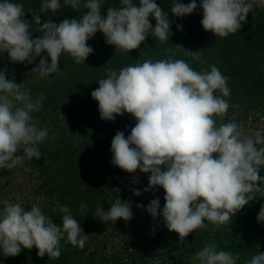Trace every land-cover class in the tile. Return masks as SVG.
<instances>
[{
    "label": "clouds",
    "instance_id": "1",
    "mask_svg": "<svg viewBox=\"0 0 264 264\" xmlns=\"http://www.w3.org/2000/svg\"><path fill=\"white\" fill-rule=\"evenodd\" d=\"M101 4L102 0H64V6L87 11L79 20L64 19L58 25L52 20L41 24L40 16L32 12L43 33L33 39L31 24L23 19V5L0 0V51L17 63L31 64L41 57L32 72L46 79L61 71L62 53H68L77 64L84 63L93 53L87 41L98 31L108 45L127 53L138 49L150 32L160 42L169 40V14L155 0H138V6L133 0H120L121 6L107 8L106 16ZM254 6L264 8V0H200L202 27L225 38L241 29ZM61 7L60 0H44L40 13H55ZM197 7L196 0L188 4L174 0L171 14L187 16ZM150 17L156 21L154 28ZM177 28L182 30L181 25ZM185 51L193 60L200 59L199 51ZM45 52L47 56L42 57ZM227 80L215 65L196 71L183 59H146L119 72L109 70L91 92L102 120L113 121L125 113L134 117L130 135L117 131L112 139L111 163L128 173L137 169L150 173L143 191L162 188L165 203L161 209L159 198L153 199L146 211L153 219L159 214L167 229L178 234L181 244L208 223L220 228L256 197H264V177L259 175L264 147H257L264 145V136L245 134L234 120L217 124L216 118L222 120L231 107L225 99L231 93ZM29 92L24 83L6 79V72L0 71V169L22 165L25 156H41L38 144L47 138L48 130L36 126L32 113L40 110L43 94L33 101ZM21 150L24 155H18ZM134 195L141 191L134 190ZM59 211L64 213L61 225L37 204L25 210L21 203L3 201L0 250L4 256H16L22 247H35L39 257L59 258L60 241L65 237L67 243L83 248L89 235L83 233L67 207L61 206ZM95 216L105 223L130 221L133 213L130 203L119 198L108 211L97 209ZM257 222H264V205ZM190 260L191 264H237L239 254L218 250L215 243L208 242ZM246 264H264V252Z\"/></svg>",
    "mask_w": 264,
    "mask_h": 264
},
{
    "label": "rangeland",
    "instance_id": "2",
    "mask_svg": "<svg viewBox=\"0 0 264 264\" xmlns=\"http://www.w3.org/2000/svg\"><path fill=\"white\" fill-rule=\"evenodd\" d=\"M43 3L44 0L22 3L25 11L23 19L31 24L29 30L33 39L43 33L40 32V25L33 21L32 12L40 16L41 24L52 20L58 25L64 19L79 20L87 11L83 7L71 10L62 6L55 13L51 11L40 13ZM101 13L104 16L107 14ZM254 17L255 15L252 16V23ZM259 21L257 19L255 22L258 30H260ZM101 35L102 33L98 31L87 41L88 46L93 49V53L84 63L77 64L68 53H62L59 62L61 71L51 74L46 79L38 78L37 74L32 72V69L39 64L41 57H36L31 64L27 61L17 63L12 62L7 53L0 51V71L6 72V79H14L17 84L24 83L25 87L30 90L29 94L33 101L43 94L42 106L38 112L32 113V116L39 129L46 128L48 130L45 141L53 151V158L57 157V162L64 161L68 153L69 145L67 143L70 141L75 144V148L78 150L69 155L73 156L76 162L79 161L78 165L73 166V169L68 168V165L64 167L61 163L53 165V174L56 175H50L49 172L46 173L34 166L31 159L26 156L22 165H17L12 169H0V209L3 208L5 200L21 203L25 210H30L33 204H37L46 216L53 219L55 224L61 225L64 213L59 209L61 206H65L69 209L72 217L80 223L83 233L89 235L83 248L67 243L66 237L61 240L59 258H51L47 255L39 257L38 249L35 247L32 249L22 247L18 255L9 257H5L0 250V264H191L190 258L197 251L202 250L208 242L215 243L218 250L230 251L233 255L239 254L237 264H246V261L251 260L259 253L258 251L251 252L247 244V241H251L249 245L252 243L253 248H257L256 236L251 239L252 233L249 230L241 232L238 229L240 224L237 223V220L243 215L256 216L261 206L264 205V197H256L248 205H245L235 217H232V220L220 228H214L211 223H208L206 228L190 233L184 238V244H181L178 234L167 229L159 214L153 219L146 211L151 200L159 197L151 195L150 191H147L142 193L143 198L141 199V195L136 196L127 188L129 183H122L123 186L117 188L119 192L108 193L106 209L109 210L111 204L120 198L121 201L130 203L133 218L130 221L118 219L115 222L110 220L104 223L95 217V220L86 224V217L83 216L89 215L91 209L89 206L84 208L82 183L76 184L78 192L71 195L67 192L69 191L68 187L62 186L65 183L62 178L64 172H67V179H69V174H73V170L77 174H82L80 171L83 162L81 150L84 146H80V144L83 142L84 136L81 132L84 122L95 121L93 113L86 114L87 110L93 112L89 110V106H93L91 109L95 111L96 119H100L98 102L90 94L99 87L98 79H96L95 73L87 72L88 67L85 63L91 56H96L94 57L96 64H100L106 59L107 52L101 51L98 45L100 42H106L105 37L99 38ZM238 51L243 54L249 52L244 57L239 56L241 72L235 66L234 70H230L231 76L235 77L236 82L239 80L246 85L241 84L239 88L241 90L234 91L236 84L229 82L231 93L225 99L228 100L231 107L222 120L216 118L217 124L234 120L245 134L255 136L256 133H260L261 136H264V46L257 44L245 52L243 49ZM41 56H47L46 52ZM144 57L148 58L147 55ZM174 58L180 59V56ZM157 59L165 58L159 56ZM200 61V65H203L204 61ZM48 63H50V58H48ZM192 68L199 70L197 67ZM105 70L109 71L110 69L107 67ZM246 80L251 82L244 83ZM88 90L89 92H87ZM235 92L237 95L234 94ZM236 96L239 98H235ZM257 147H264V145H257ZM18 155H24L23 151L21 150ZM61 155H63L62 158ZM58 170H62L61 173ZM259 175L264 177V166L261 167ZM67 182L69 181L67 180ZM97 201L99 202V199ZM102 201L100 200V202ZM137 205H143L144 208H138ZM163 206L164 204L160 203L161 209ZM92 210L94 212L93 208ZM241 227L244 226L241 225ZM259 227L261 229V226Z\"/></svg>",
    "mask_w": 264,
    "mask_h": 264
},
{
    "label": "trees",
    "instance_id": "3",
    "mask_svg": "<svg viewBox=\"0 0 264 264\" xmlns=\"http://www.w3.org/2000/svg\"><path fill=\"white\" fill-rule=\"evenodd\" d=\"M32 1L35 0H13L14 3L18 4ZM155 2L165 13L169 14L171 31L169 40L160 42L150 32L145 42L142 43L138 49L131 50L129 53L116 50L113 45H108L106 42H100L98 45L100 46L101 51L103 50L107 52L105 57L106 59L100 64H96L94 61V57L96 56L89 57L85 63L88 67L87 72L95 73V77L99 81L100 79L106 78L108 71L105 69L107 67L110 70H116L119 72V70L123 67L134 65L146 59L157 61V57L159 56L165 59L180 56V59L188 62L191 67H197V69H199L196 71H203L204 69L210 70V66L215 65L220 70L221 74L228 78L227 86H230L229 82L231 81L236 84V87L233 90H238L242 83L239 80H237V82L235 81V77L231 76L232 73L230 70H234L236 68L235 66H237L238 69L240 68L241 60L239 56H246L249 51H252H247L250 47L257 44L264 46V8L254 6L246 17V22L242 24V27L238 32L229 34L225 38H220L215 37L212 32H206L203 29L201 24L203 13L202 9L199 7L200 0H196L198 5L197 9L192 14L183 17H176L171 14V7L173 6L174 0H155ZM179 2L188 4L191 0H179ZM60 3L64 6V0H60ZM133 3H136L138 6V0H133ZM120 6V0H102L101 12L107 13V8ZM65 7L71 10H77L68 5H65ZM253 15H255V17L254 22L252 23ZM257 19L260 20L258 25L260 30L257 29L255 23ZM150 23L154 28L156 24L155 19L150 17ZM178 25L182 26V30H178ZM102 37H104L103 34L99 38ZM175 46H182L185 50L192 52L199 51L200 59L193 60L190 55L185 54L186 51L184 49L176 48ZM239 49H243L244 52H247L243 54L238 51ZM167 54H169V57H167ZM145 55H147L148 58L144 57ZM203 57L205 60H203ZM200 60L204 61L203 65H200ZM90 68L91 70H89ZM239 71L241 72V69H239ZM248 82L250 83L251 81L246 80L244 83ZM242 85L245 86L246 84ZM87 92H89V90ZM216 94L220 95L219 92ZM234 94L237 95L236 92ZM235 98L239 97L236 96ZM89 107V110L93 112H88L87 110L86 114L93 113L95 121L91 120V122L88 120L87 122H84V128L81 132L84 136V140L80 144V146H84L81 150V154L83 153V162L80 166L82 174H77L73 170V174H69V179H67V172H64L62 178L63 181H65L62 186L64 188L68 187L69 191L67 192L71 195H75L78 192L76 184L82 183V196L85 201L84 208L89 206L91 210L92 208L94 209V212L93 210L89 211L90 214L93 212L91 215L89 214L83 216L86 217V224L95 220V212L97 209L102 208L104 211H108V209H106V206L108 205V193L111 191L119 192L117 188L119 189V187L123 186L125 183H129V187L127 186V188L133 193L134 190H140L142 199V193H146L143 189L148 187V177L150 175V173L140 172L139 169H137L134 173H128L111 163L113 158V153L111 152V141L117 131L124 132L125 137L130 135L131 129L136 123L134 117L125 113L123 116H116L113 121H106L101 118L96 119V113L93 109H91L93 106ZM98 115H100V113H98ZM41 143L42 144H38V149L41 153L40 158H31L34 166L46 171V173L49 172L50 175H56L53 174V165L56 166L61 163L64 167L68 165V168L72 169L75 164L78 165L79 161L76 162L75 158L69 155L78 150L75 148V144H72L70 141L67 143L69 147L65 160L58 162L57 157L53 158V151L50 149L48 142L44 140ZM63 155L60 157L62 158ZM162 170H164L163 166ZM58 171L61 173L62 170ZM67 180L69 182H67ZM149 191L151 195L158 196L160 198V203H165V192L162 188L157 186L155 189H151ZM98 199L99 202L97 201ZM100 200L104 201L100 202ZM257 216L258 214L256 216H241V218L237 220V223L240 224L238 229L241 230V232L249 230L252 233L251 239L256 236L255 241L257 242V248L254 249L252 243L249 245L251 241H247L249 247L248 249L251 252H264V222L258 223ZM241 225L244 227L242 228ZM259 226H261V229Z\"/></svg>",
    "mask_w": 264,
    "mask_h": 264
}]
</instances>
